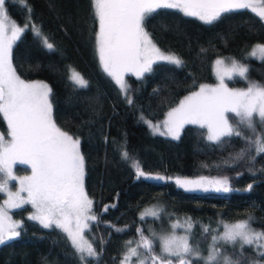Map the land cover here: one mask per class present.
<instances>
[{
  "label": "trees",
  "instance_id": "trees-1",
  "mask_svg": "<svg viewBox=\"0 0 264 264\" xmlns=\"http://www.w3.org/2000/svg\"><path fill=\"white\" fill-rule=\"evenodd\" d=\"M26 3L31 9V23L40 28L55 50H48L42 38L29 28L13 45V66L22 79H40L52 89L49 98L57 126L81 141L84 189L98 217L84 234L97 251L103 248L99 264H119L124 242L139 240L137 228L150 237L149 226L166 231V222L173 217L191 218L194 227L190 243L199 248L205 247L211 237L202 232L204 225L220 230L221 222L251 216L252 227L264 229V171L260 170L264 168V155L254 163L247 158L235 161L231 157L244 146L239 139L218 146L206 139L205 128L186 124L176 140L152 134L140 119L142 115L157 121L199 84L212 83V63L219 57H231L248 66L249 78L264 84V61L247 55L253 45L264 44V25L254 14L241 10L205 24L177 10H158L145 22V29L162 52L174 54L183 65L160 61L142 78L129 73L134 101L130 105L98 60L94 35L98 27L91 0ZM5 8L16 23L28 22L29 12L21 3L6 0ZM70 69L88 81L87 88H79L70 80ZM0 132H7L2 116ZM124 151L146 173L162 175L166 181L137 179L132 161L122 158ZM225 176L233 189L227 193L213 189L186 191L176 184L177 178ZM248 185H252L250 191ZM3 197L0 192V201ZM150 202L161 206V218L139 220L140 207ZM111 205L115 207L103 211ZM30 211L28 205L13 210L12 216L23 222V229L20 238L0 245V264H80L66 235L56 227L46 229L29 220ZM110 225L124 230L116 231ZM244 256L254 258L250 248H245Z\"/></svg>",
  "mask_w": 264,
  "mask_h": 264
},
{
  "label": "snow or ice",
  "instance_id": "snow-or-ice-1",
  "mask_svg": "<svg viewBox=\"0 0 264 264\" xmlns=\"http://www.w3.org/2000/svg\"><path fill=\"white\" fill-rule=\"evenodd\" d=\"M16 2L29 12V20L23 26L10 21L6 0H0V116L7 123L9 137L6 139L0 134V192L8 197L0 206V245L20 238L23 229V222L11 221L7 210L31 205L35 212L28 216L29 220L38 221L46 229L55 226L65 233L80 264H99L103 248L97 251L84 237L85 229L91 230L88 221H97L98 217L92 213L93 201L84 189L85 160L80 151L81 141L57 126L49 98L52 89L46 83L22 79L12 62L13 45L29 28L42 38L48 50L54 51L55 47L40 28L31 23V9L26 0ZM91 4L98 27L94 35L100 64L130 105L134 101L125 73L142 78L160 61L183 65L175 55H165L145 29V22L158 10H177L205 24H213L229 13L248 10L264 25V0H91ZM257 53L264 61V44L255 45L250 55L256 57ZM215 63L217 85H200L198 91L185 96L178 106L167 112L162 125L153 124L143 116L141 119L153 134L168 135L176 140L186 124L206 128V139L218 146L231 145L234 139H239L244 146L231 159L243 161L247 158L254 163L257 157L264 155V131H261L264 130V84L252 81L248 66L235 60L223 73L220 66L224 62L218 59ZM225 76L228 80L239 77L247 81V87L230 88ZM70 79L79 88L88 87V81L74 69ZM162 126L166 131H161ZM122 158L132 161L137 179L162 182L167 179L146 173L127 151L122 153ZM16 165H27L31 174L17 177L14 173ZM260 170L264 171V168ZM249 171L255 175L252 168ZM11 181L19 184L15 192L9 188ZM176 184L186 191H208L210 187L216 192L233 191L227 176L211 180L206 177L197 180L177 178ZM251 188L252 185H248L247 190ZM109 207L115 205L105 206L103 211H108ZM162 212L163 209L153 208L141 214L140 219L144 220L146 216L160 219ZM253 222L251 216L232 224L221 222L223 231L204 225L202 232L210 235L212 241L207 255L198 245L190 243L194 227L191 218L171 224L173 230L183 228L184 235L177 236L173 231L156 237L152 232V237L160 241L159 252L154 247V240L145 236L143 229L137 228L139 240L126 241V251L119 264H261L264 261V230L254 229ZM245 248L252 250L254 258L244 256Z\"/></svg>",
  "mask_w": 264,
  "mask_h": 264
},
{
  "label": "rangeland",
  "instance_id": "rangeland-1",
  "mask_svg": "<svg viewBox=\"0 0 264 264\" xmlns=\"http://www.w3.org/2000/svg\"><path fill=\"white\" fill-rule=\"evenodd\" d=\"M179 12V11H178ZM182 14V13H181ZM183 15V14H182ZM194 18V17H193ZM9 19H10V21H14L15 22V20L14 19H12L10 16H9ZM16 23V22H15ZM18 26H23V25H21V24H19V23H16ZM11 34V31H10V29H9V31H8V35H10ZM257 45V44H256ZM254 47H255V45H253L251 48H250V51L247 53V55L249 56V57H252L251 55H250V53L253 51V49H254ZM97 51V50H96ZM165 55H174V54H172V53H169V52H163ZM97 55H98V53H97ZM177 57V56H176ZM253 58H256V59H259V53H257V56L256 57H253ZM219 59L220 60H222L224 63L220 66V68H221V72L223 73V72H225V71H227L230 67H231V62L233 61V60H235L234 58H231V57H219ZM98 60H99V56H98ZM216 60H218V59H216ZM216 60H214L213 61V63H212V67H213V78H214V81L212 82V83H209V84H207V85H212V86H215V85H217L218 83H219V78H218V76H217V74H216V68H217V66H216ZM235 61H237V60H235ZM100 62V61H99ZM165 62V61H164ZM238 62V61H237ZM239 63V62H238ZM130 72H128V73H125V81L128 83V84H130L129 82H128V79H127V75L129 74ZM146 73V72H145ZM70 74H71V69L69 70V77H70ZM133 77H136L135 75H133L132 73H130ZM111 78V77H110ZM137 78V77H136ZM71 80V79H70ZM112 80V79H111ZM28 82H43V83H45L44 81H42V80H40V79H37V80H27ZM72 81V80H71ZM73 82V81H72ZM114 82V81H113ZM225 82L228 84V86L230 87V88H236V89H244V88H246L247 87V81H245V80H242L241 78H239V77H235L233 80H228L227 79V76H225ZM115 83V82H114ZM205 83H202V84H199L198 85V87L194 90V91H198L199 90V86L200 85H204ZM118 87V86H117ZM118 89H119V87H118ZM119 91H120V89H119ZM193 92V91H192ZM121 93V92H120ZM191 94V92L190 93H188L187 95H190ZM187 95H184V96H182L179 100H178V103L176 104V105H174L172 108H174V107H176V106H178V104H179V102L182 100V99H184V97L185 96H187ZM122 96L123 97H125L123 94H122ZM126 99V98H125ZM172 108H170V109H168L167 110V112L168 111H170ZM167 112L164 114V116L162 117V118H160V119H158L157 121H152V123L153 124H161L162 125V122L166 119V117H167ZM229 115H232V114H229ZM141 116L142 115H140V119H141ZM147 119V118H146ZM149 120V119H148ZM141 121L143 122V124H145L147 127H148V125L146 124V123H144V120H142L141 119ZM231 122V121H230ZM5 123H6V121H5ZM190 125V124H189ZM148 129H149V131L153 134V131H152V129H150L149 127H148ZM6 133L5 134H3L4 136H5V138L6 139H8L9 137L7 136V133H8V127H7V123H6ZM161 131H166L164 128H163V126L161 127ZM205 131L207 132V129L205 128ZM158 135V134H157ZM163 136H165V137H167V138H172L171 136H168V135H163ZM17 167H24V168H26L27 170L26 171H19V169H16ZM14 173H15V175L17 176V177H24V176H27V175H30L31 174V170H30V168H28V166L27 165H16L15 167H14ZM149 174H152V175H156V174H154V173H149ZM182 180L183 179H188V178H181ZM209 179V178H208ZM188 180H197V178L196 179H188ZM209 180H211V179H209ZM180 187V186H179ZM9 188H10V190L11 191H13V192H15V191H17L18 189H19V184H18V182L17 181H11L10 182V184H9ZM182 188V187H181ZM209 189H212L211 187L209 188ZM196 190H198V189H196ZM214 190V189H213ZM86 192V191H85ZM2 193V195H4V197H3V199L0 201V206H3L4 205V203H5V201L8 199V197H7V194L6 193H4V192H1ZM22 195L23 196H26L27 194L26 193H22ZM26 206V205H25ZM28 206H30V208H31V211H30V213H28V216L29 215H31V214H33L34 212H35V209L34 208H32V206L31 205H28ZM153 208H159V209H161V206L160 205H158L156 202H150L149 204H145V205H143L142 207H140V211H139V213H138V219L139 220H141L140 219V217H141V214H143V213H147V212H149V211H151V210H153ZM13 210H17V209H8L7 211H8V215L11 217V221H17V222H19L20 221V219L18 220V219H16V218H14V216H12V212H13ZM92 213H94L93 211H92ZM95 214V213H94ZM145 219H154L153 217H151V216H146L145 217ZM186 220V217H173V220H169L168 222H166V225H167V230L166 231H164V230H162V231H160V232H158V231H155L154 229H152V226L150 227H148L147 228V231L149 232V238L150 239H153L154 240V247L156 248V251L157 252H159V245H160V241L157 239V238H155V237H152V232H155L156 233V237H159V236H162V235H169V234H171L173 231L175 232V234L177 235V236H180V235H184L185 234V231H184V229L183 228H176L175 230H173L172 228H171V224L172 223H174V222H176V221H180L181 223H183L184 221ZM238 221H240V220H237V221H235V222H228V224H232V223H236V222H238ZM38 224H39V222L38 221H36ZM90 222H93V221H88V223L90 224ZM40 225V224H39ZM41 226V225H40ZM53 227H55V226H53ZM86 230V229H85ZM149 230H151V231H149ZM262 230H264V229H259L258 231H262ZM220 231H223V226H222V228L220 229ZM65 234V233H64ZM66 235V234H65ZM84 237H85V234H84ZM85 239H86V237H85ZM87 240V239H86ZM128 240H133V241H135L134 239H128ZM127 240V241H128ZM137 241V240H136ZM212 241H211V237H210V240L208 241V243L206 244V246L205 247H203V248H200V250H201V252L204 254V255H207V249H208V245L211 243ZM125 244H124V246H123V249H122V251H121V254H123L124 253V251H126V241L124 242ZM132 246H135V243L132 245ZM143 250V249H142ZM121 257H122V255H121ZM134 260H135V258H133ZM173 259H175V258H173ZM194 264H197V262H194ZM199 264H202V262H199Z\"/></svg>",
  "mask_w": 264,
  "mask_h": 264
},
{
  "label": "flooded vegetation",
  "instance_id": "flooded-vegetation-1",
  "mask_svg": "<svg viewBox=\"0 0 264 264\" xmlns=\"http://www.w3.org/2000/svg\"><path fill=\"white\" fill-rule=\"evenodd\" d=\"M0 134H5V133L0 132Z\"/></svg>",
  "mask_w": 264,
  "mask_h": 264
}]
</instances>
